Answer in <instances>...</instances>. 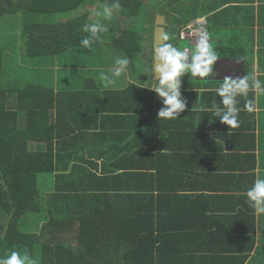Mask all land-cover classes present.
Here are the masks:
<instances>
[{"label": "trees", "instance_id": "obj_1", "mask_svg": "<svg viewBox=\"0 0 264 264\" xmlns=\"http://www.w3.org/2000/svg\"><path fill=\"white\" fill-rule=\"evenodd\" d=\"M166 1L0 0V20L23 15L22 54L19 62H13L17 65L9 86L3 84L4 58L0 54V264H36L38 258L40 264L183 263L185 253L182 246L178 247L182 235H169L168 228L159 224L174 214L160 203L165 202L163 191L156 195L153 189L162 182L160 178L154 181L152 175L156 167L152 165L153 151L159 154L158 162L165 164L168 158L159 153L161 140L153 142L146 134L154 128L152 119L157 126L158 118H152L147 108L140 111L146 115H141L139 127L132 133L143 132V136L125 130L121 133L104 124L87 140L89 127L95 132L97 117L106 109L103 102L98 113L100 89L104 87L99 91L94 85L92 103L85 104L87 112L83 116L91 118L73 120L67 110L75 100L67 92H55L43 68L65 54L70 57L68 63L75 66L113 67L108 65L110 56L101 59L98 55L104 30L97 23L89 26L90 10L98 13L107 6L115 12L114 17H105L106 21L112 18L109 30L117 29L108 48L113 44L122 51L124 55L118 61L135 72L139 66L137 55L146 49L141 46V35L131 27L139 20L142 8L151 2L156 4L157 14H165L158 6ZM83 6L88 7L73 17ZM62 13L70 17L50 24L30 20L34 14ZM103 73L102 79L108 80L112 71L105 69ZM129 87L126 97L132 102L141 99L149 106L153 99L164 103L179 96L199 95L167 86L157 92L135 84ZM104 93L114 96L117 90ZM125 94L121 92L118 97L124 99ZM66 101L69 103L63 106ZM70 119L71 124H62ZM82 137L83 148L90 150L87 154L75 147ZM49 181L52 190L44 193L41 183ZM41 222L44 224L39 226Z\"/></svg>", "mask_w": 264, "mask_h": 264}, {"label": "crops", "instance_id": "obj_2", "mask_svg": "<svg viewBox=\"0 0 264 264\" xmlns=\"http://www.w3.org/2000/svg\"><path fill=\"white\" fill-rule=\"evenodd\" d=\"M183 4L192 12L182 20L180 29L203 18L207 30L217 34L215 52L208 51L215 57L216 68L210 78L196 74L197 79L212 85L185 89L198 92L195 98L179 96L164 103L153 99L149 106L141 99L132 102L126 97L131 84L155 92L165 88L154 77L153 48L148 73L142 64L133 74L120 60L119 65L107 68L113 82L102 79L103 67L75 66L55 58L56 69L48 71L50 85L75 100L67 110L73 120H83L85 104H91V94H96L94 85L98 90L104 87L99 90L98 113L103 102L106 109L97 117L95 132L89 127L87 140L104 124L121 133L143 136V132L132 133L139 127L141 115H146L140 111L147 108L152 118H158L157 126L152 119L154 128L146 134L153 142L161 140L159 153L168 158L165 164L158 162L159 154L153 151L152 165L156 167L152 175L154 181H162L153 189L156 195L163 191L165 202L160 203L173 211L174 217L159 224L168 228L169 235H182L178 243L185 253L182 264H264V0H167L158 8L166 5L167 12ZM162 15L166 22L167 16ZM114 89L117 95L104 93ZM121 92L124 99L118 97ZM71 119L62 124H71ZM83 137L75 147L87 154L90 150L83 148ZM43 185L52 190V182Z\"/></svg>", "mask_w": 264, "mask_h": 264}, {"label": "rangeland", "instance_id": "obj_3", "mask_svg": "<svg viewBox=\"0 0 264 264\" xmlns=\"http://www.w3.org/2000/svg\"><path fill=\"white\" fill-rule=\"evenodd\" d=\"M156 4L154 2H151V4H146L141 12H140V18L137 20V23H135L131 28L134 29L136 32H138L141 37V46L142 48L148 47L147 51L144 53H140L137 56V64L139 66H136V71L132 72L133 74H137L141 69V66L143 64L142 70H147V73L149 72L152 64V59L149 57H152V48H153V27H154V13L157 14V10L155 9ZM88 6H83L76 10L72 15L73 17L79 16L81 14V10L87 8ZM166 5H164L161 10L166 12ZM101 12L99 11L96 13L94 9H91V18L89 19V26H91L94 23L99 24V28L104 30L103 31V37L101 41L99 42V45H102L99 47L100 52L98 55L102 57L110 56L111 62L108 63V65L116 66L119 65L118 59H120L121 55H124L122 51H120L118 48L115 49L113 47V44H111L108 48V45L112 43V39L117 35V29L111 28L109 30L110 26H112V18L110 20L106 21L105 17L108 15L109 17H114L115 12L112 10H109L107 6L100 8ZM89 11V10H87ZM191 9L187 5H181L179 8L174 9H168L165 13L167 18L166 22L169 24H166L167 28V36L166 39L167 43L165 42V49L168 53V59L173 60L174 66H175V87L174 89L180 90V89H192V88H204L207 86L212 85V83H209L208 80H200L196 78V68L194 65L195 61V51L198 50L195 46H190L188 41H182L180 40L177 35L176 31L179 29L178 25L183 24L182 20L186 17H189L191 14ZM69 14H53V15H31L30 20L37 23H45L50 24L54 22H60L64 21L65 19L69 18ZM147 20L146 23L144 21ZM22 27H23V15H15V16H7L3 20H0V54H2L4 58V70H3V84L4 86H9L12 83V79L14 77V69L17 64H13L15 59L19 62L21 59V37H22ZM106 31V32H105ZM209 41L208 45L205 47H202L203 50H207L210 53H214L213 45L214 40L216 39V31L215 30H209ZM108 44V45H107ZM107 45V47H106ZM188 48L190 50L191 58H190V65H185L183 63V55L184 49ZM208 52V53H209ZM95 53H92L93 55ZM63 56H66L63 58ZM68 58H70L68 55H62L60 56L59 60L60 63H67ZM122 58V57H121ZM215 58V57H214ZM33 59H39V58H33ZM95 60V59H94ZM106 62L108 59H104ZM11 61V62H9ZM99 64L101 63L100 60H95ZM58 63L52 61L47 62V64H44L43 68L47 71H53L56 69ZM95 67H98L96 64H92ZM141 65V66H140ZM101 67V66H100ZM105 69L107 67H103ZM104 69V70H105ZM139 70V71H138ZM141 70V72H142ZM46 78H49V75H46ZM154 83L156 86H160L159 81H155ZM42 184V183H41ZM42 191L44 193L47 192L46 185L42 184ZM42 192V193H43ZM43 193V194H44ZM31 220H34L33 218ZM44 220V219H43ZM7 221V218L3 220V223ZM46 222V221H45ZM44 224L43 222L39 223V226ZM34 229L33 231H35ZM40 260V258H38ZM37 259L36 264H40V261Z\"/></svg>", "mask_w": 264, "mask_h": 264}, {"label": "water", "instance_id": "obj_4", "mask_svg": "<svg viewBox=\"0 0 264 264\" xmlns=\"http://www.w3.org/2000/svg\"><path fill=\"white\" fill-rule=\"evenodd\" d=\"M153 73L156 80L163 82L170 88L175 87V66L171 59L167 57V51L165 49L166 39V22L165 17L162 14H157L154 19L153 28ZM191 55L183 56V63L190 65ZM194 65L196 68V74L204 75L205 77H211V69H215L217 64L215 59L207 50L195 51ZM204 77V78H205Z\"/></svg>", "mask_w": 264, "mask_h": 264}, {"label": "built area", "instance_id": "obj_5", "mask_svg": "<svg viewBox=\"0 0 264 264\" xmlns=\"http://www.w3.org/2000/svg\"><path fill=\"white\" fill-rule=\"evenodd\" d=\"M179 38L182 41H188L190 46L197 48L205 47L209 41V33L206 27V21L203 18H198L190 24L183 26L179 32ZM186 55L190 54V50H184Z\"/></svg>", "mask_w": 264, "mask_h": 264}, {"label": "clouds", "instance_id": "obj_6", "mask_svg": "<svg viewBox=\"0 0 264 264\" xmlns=\"http://www.w3.org/2000/svg\"><path fill=\"white\" fill-rule=\"evenodd\" d=\"M153 24H154V23H153ZM153 28H154V27H153ZM184 50H185V49H184ZM198 50H202V48H200V49L198 48ZM198 50H197V51H198ZM185 55H186V54H185ZM189 55H190V54H189ZM167 57H168V56H167Z\"/></svg>", "mask_w": 264, "mask_h": 264}, {"label": "flooded vegetation", "instance_id": "obj_7", "mask_svg": "<svg viewBox=\"0 0 264 264\" xmlns=\"http://www.w3.org/2000/svg\"><path fill=\"white\" fill-rule=\"evenodd\" d=\"M214 71V70H213Z\"/></svg>", "mask_w": 264, "mask_h": 264}]
</instances>
